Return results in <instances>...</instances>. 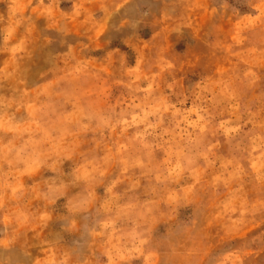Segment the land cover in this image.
<instances>
[{
	"label": "rangeland",
	"instance_id": "374dc122",
	"mask_svg": "<svg viewBox=\"0 0 264 264\" xmlns=\"http://www.w3.org/2000/svg\"><path fill=\"white\" fill-rule=\"evenodd\" d=\"M0 264H264V0H0Z\"/></svg>",
	"mask_w": 264,
	"mask_h": 264
}]
</instances>
